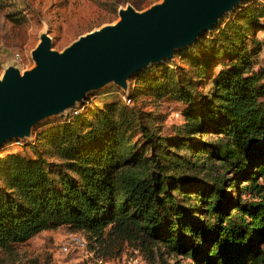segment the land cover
Masks as SVG:
<instances>
[{
	"label": "trees",
	"instance_id": "16d2710c",
	"mask_svg": "<svg viewBox=\"0 0 264 264\" xmlns=\"http://www.w3.org/2000/svg\"><path fill=\"white\" fill-rule=\"evenodd\" d=\"M241 23L264 28V0L240 8L209 41V54L189 57L203 75L226 55L198 105L192 83L168 68L142 79L155 99L186 104L179 138L136 124L133 110L116 102L90 107L86 100L18 147H35L43 136L54 162L4 152L0 251L12 256L36 234L65 227L93 249L137 251L147 264H162L165 254L193 264H264V67L255 58L259 45L242 42ZM208 134L216 138L202 139ZM187 141L205 155L202 166L218 163L197 181L171 160Z\"/></svg>",
	"mask_w": 264,
	"mask_h": 264
},
{
	"label": "rangeland",
	"instance_id": "374dc122",
	"mask_svg": "<svg viewBox=\"0 0 264 264\" xmlns=\"http://www.w3.org/2000/svg\"><path fill=\"white\" fill-rule=\"evenodd\" d=\"M259 1H242L232 11L224 13L212 30L203 31L193 44L177 49L172 59L150 64L131 75L126 90L109 82L99 89L89 92L86 97L89 106L101 107L107 103L116 102L121 107L133 110L136 124L142 123L155 129L165 138H179L178 132L184 124L181 114L187 107L186 104L176 101L171 95L155 99L143 84L142 79L145 74L155 75L168 68L173 71L176 78L192 83L195 96L192 104L198 105L201 102V97H205L211 89L212 77L219 62L224 60L226 55L210 61L208 71L203 75L190 62L189 57L193 54L199 56L204 53L209 54L211 47L209 41L215 39L225 24L237 16L240 8ZM161 2L162 0H0V77L7 66L14 64L23 71L34 65L31 51L39 43L40 35L43 32H47L51 38L52 49L61 52L79 36L103 25L115 23L119 19L118 10L120 8L132 6L137 11H144ZM242 23L241 25L245 27L242 28V42L248 46L249 50L256 48V43L259 45L255 58L258 62L257 66L264 67L263 26L250 27ZM16 54L21 56L19 61H15ZM126 94H130L132 98L129 104L122 98ZM68 114L54 115L41 120L33 126V136H35L37 128L39 131L50 125L62 124ZM215 138L216 136L213 134L202 136L204 140ZM135 140L142 141V138L136 134ZM192 142L187 141L183 148L174 150L175 156L171 160L179 164L177 170L181 175L190 179L195 178L197 181L204 178L207 172L212 173L214 171L213 164L217 166L218 163L214 160H207L206 167L202 166L206 157L197 151ZM5 145L0 147V157L4 156V152L17 149L12 145L8 147ZM34 146L17 150L19 154L29 158H34L37 153H42L46 161L54 162L56 160L43 136ZM207 166L210 168L207 169ZM176 195L179 198L178 194ZM182 198L180 197V199ZM182 200L184 203H191L189 199ZM76 233L85 239L87 243L85 249L72 247L68 252L62 251L61 248L71 232L65 227H60L56 230H47L36 234L25 244L19 245L12 256H7L0 251V264H125L131 260H137V264H147L137 251L130 255V250L126 249L117 255L106 246L93 249L92 243L83 233ZM163 258L162 264H193L191 260L184 257L165 254Z\"/></svg>",
	"mask_w": 264,
	"mask_h": 264
},
{
	"label": "water",
	"instance_id": "95a60500",
	"mask_svg": "<svg viewBox=\"0 0 264 264\" xmlns=\"http://www.w3.org/2000/svg\"><path fill=\"white\" fill-rule=\"evenodd\" d=\"M242 1L162 0L144 11L126 6L115 23L79 36L61 52L43 32L31 51L34 65L23 71L7 66L0 77V147L28 143L35 124L67 115L109 82L126 90L131 75L172 59Z\"/></svg>",
	"mask_w": 264,
	"mask_h": 264
},
{
	"label": "built area",
	"instance_id": "2783aa9c",
	"mask_svg": "<svg viewBox=\"0 0 264 264\" xmlns=\"http://www.w3.org/2000/svg\"><path fill=\"white\" fill-rule=\"evenodd\" d=\"M20 59H21L20 54H16L15 55V61H19ZM122 98H123V100L125 102H127V104H129L130 101H131L130 98H128L126 96H123ZM82 105H80V106H82ZM78 107L79 106H77L74 109H71L69 111V113L71 112L73 114H76L78 112V109H77ZM28 142H30V140ZM9 143H10V145L14 146V148H18L22 144H27V141H12V142H9ZM72 247L77 248V249H85L87 247V243H86L85 239L82 238L79 234L72 233V234H70L68 236L64 246H62L61 249L64 252H68ZM125 264H137V260L136 261L131 260V261H128L127 263H125Z\"/></svg>",
	"mask_w": 264,
	"mask_h": 264
}]
</instances>
